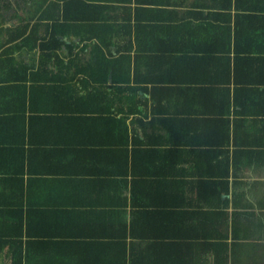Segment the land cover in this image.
<instances>
[{"label":"crops","instance_id":"0c3cea01","mask_svg":"<svg viewBox=\"0 0 264 264\" xmlns=\"http://www.w3.org/2000/svg\"><path fill=\"white\" fill-rule=\"evenodd\" d=\"M1 5L2 1L0 14H5ZM251 5L257 11L247 9ZM139 6V10L156 9L148 3ZM165 8L180 22L191 20L185 17L188 12H201L204 20L213 17L209 23L191 22L199 30H216L215 35L225 27L220 23L223 18L217 17L229 15L231 38L234 15L251 13L258 16V32L264 37V0H230L229 7L225 0H168ZM106 15L118 16L120 11ZM140 26L138 36L152 39L148 30L153 25ZM120 27L99 29L101 41L113 44L104 50L105 61L119 56L115 48L127 41L133 44L134 28L127 35ZM45 29L39 26L38 40L47 37ZM71 31L83 35L82 28ZM175 34L172 56L131 57V75L135 73L139 82L132 90L98 89L93 106L101 113L89 112L92 117L81 122L83 127L78 126L82 131L74 128L72 113H62L61 119L31 120L24 131L25 153L9 154L0 149V264H14L10 259L14 245L20 251L18 264H264V151L245 152L251 147L244 141L257 140L244 132L250 121L241 122L251 117L235 115L234 110L239 109L232 107L230 99L228 113H223L227 107L224 99L219 102L211 92H196L202 85L199 82H208L204 83L208 86L219 76L204 66L187 65L179 51L182 34ZM1 35L4 39V30ZM79 38L72 33L61 37V49L72 41L75 54L81 46L95 42L77 44ZM244 43L239 41L240 46ZM55 57L75 63L68 68L60 66L64 76L74 75L76 68L82 71L81 67L98 72L86 53H57L45 66L53 72L58 69ZM213 57L218 61L222 56ZM16 60L34 70L38 55H21ZM248 62L237 66L241 78L247 80L251 77ZM261 63L253 61V71L261 73L257 79L264 77ZM81 71L66 84L77 96L91 90ZM109 82L110 73L106 84ZM0 87L2 97L8 100L4 82ZM65 105L50 109L69 111V101ZM225 116L228 140L225 125L214 122ZM0 123V138L7 139L9 123L4 119ZM231 133L242 143L239 149L231 145ZM257 134L264 138V133ZM125 139L127 145L123 146ZM235 150L242 153L235 154ZM223 155L228 159L226 165ZM16 221L22 225L17 233L11 231V223Z\"/></svg>","mask_w":264,"mask_h":264},{"label":"trees","instance_id":"16d2710c","mask_svg":"<svg viewBox=\"0 0 264 264\" xmlns=\"http://www.w3.org/2000/svg\"><path fill=\"white\" fill-rule=\"evenodd\" d=\"M0 1H2L1 6L5 11V14H0V24H10L4 28L0 27V72H4L0 75V77H2L0 82H4V89L8 91L5 94L8 100H5L2 97L4 96L1 90L3 87H0V108L2 107V109H0V117H2L0 118V122L4 119L9 123L6 127V136L9 137L7 139L6 137L5 139L0 138V149L2 152H8L9 154L12 151L25 153L22 148L24 145V136L26 137L24 131L27 128V132L29 125L32 123L31 120L35 121L45 118L61 119L59 116L63 115L62 113L70 112L72 113L70 114L72 115L71 121L75 124L74 128L82 131L83 126L81 122L92 117V115L90 117L87 115L89 112H91V114L96 113V115H98L97 113H101V110L93 106V100L98 95V89L105 87L112 92L116 90L120 92L132 90L133 85H137L139 82L135 73L131 75V57L139 55L161 57L163 53L172 56L174 53L172 44L173 40H175L173 35L175 33L177 34V32H179V34L181 32L182 34L181 41L183 47L181 46L179 51L181 55H183L182 57L187 58V65L198 64L204 66L214 71L217 76H219L214 78L208 86L204 84L208 82H199L202 85L196 88V92H201L203 94L213 93L219 98V102H223L224 99L225 106L227 107L226 111H223V113H228L227 110L230 99L232 107L239 109V111L234 110L235 115H241V117H244L246 114L247 116L249 115L251 117L249 120L245 118L241 120L242 123L250 121L249 126L244 127V132L248 134V138L250 137L252 140L257 141H244L245 146L251 147L245 150V152L256 154L258 151H264V138H261L257 134V132L264 133V130L262 131V128L264 129V77L257 79V76L261 73L259 71H253L252 67L254 60L261 61V65H264V58H262L264 57V37H261L258 32L260 24L258 22V16L251 13H247V15H234L232 23L235 31L231 38L229 26H227L230 22L229 15L224 14L223 16H216L217 18H223L220 19V23L225 25V27L218 30L219 35H215L216 30H202L201 28V30H199V28H196L191 22L195 19L201 20L204 23H209L210 18L213 17L209 18V16H207L204 20V16L201 12H188L185 17L191 20H182L180 22V19L173 14V11L165 8V6H168V0ZM225 1L227 2V7H229L230 0ZM145 3L152 5V7H156V9L140 8L139 10V5ZM225 6L226 5H224V7ZM233 7L236 8L235 5ZM251 8L257 11L252 5L247 7V9ZM118 10L120 11V15L118 16L106 15L107 12L114 13ZM8 11L9 13L7 14ZM145 12H148L149 15ZM214 20L216 19L214 18ZM147 22L153 25L148 30V33L153 37L152 39L147 37L151 40L149 43L146 41L147 38L144 39L138 36V30L142 28L140 25L142 23L146 24ZM178 22L181 24L175 26L174 23ZM116 23L121 24V27L124 28L122 33L124 32L127 35L130 33V29L134 28V41L133 44L127 41L122 47L115 48L114 53L119 56L114 61H105L104 50H107V47L113 46V44L101 41L98 37L99 29L120 27L117 26ZM169 24L172 26H167ZM40 25L46 28L45 36L47 37L38 40L37 31ZM191 25H193V28ZM182 26H184V29H182ZM204 26H208V24ZM146 27L147 25L145 28ZM77 28H82L84 36L71 31V29ZM90 28H92L91 33L88 32ZM2 30H4V34L6 35L4 39L1 38ZM100 30L101 32L104 31V29ZM119 30L121 31V29ZM142 31L143 33H147L144 30ZM70 33L80 37L77 44L83 40L90 41L94 39L95 42L93 44H88V46H81L79 52H75L74 54L75 43L72 41L70 44L65 45L64 49H61L63 45L61 37H65ZM111 33L115 34L116 32ZM204 33H207V37H204ZM153 40H159L161 43L157 45L153 43ZM239 41L245 43L240 46ZM247 41L248 43H246ZM86 47L89 48L84 52ZM57 53L68 56L86 53L92 56L93 62L91 66L94 65V68H96L98 72H95L94 69L88 71V69L81 67V69H83V75H85L90 82L89 85L87 82L88 80L84 79L85 86H90V91L77 96L74 93V89L66 85L69 81L68 79H72L76 74L80 75L81 71L80 68H76L74 75H63L60 66H64L65 68L71 67L75 64L71 60L64 63L57 61L55 57L54 61H56V63H53L58 68L56 72L45 67L54 56H57ZM107 54L111 53L107 52ZM21 55H38L36 69L33 70V66L26 67V65L19 64L16 57ZM215 55H220L222 57L217 61V59L213 57ZM229 55L233 56L232 60L228 58ZM253 55H261V57L258 58ZM214 60H216L215 63ZM245 60H249V69L246 66L243 67L248 69V74L251 76L248 80L244 77L241 78L242 71L237 69L239 65L241 67L244 66L243 62ZM108 73H110V82L106 84ZM43 74L44 77H42ZM47 74H49V77L46 76ZM64 82L66 83L63 84ZM26 83H28V85H26ZM221 84L224 85L222 86L224 88L218 89ZM229 86L232 87L231 91ZM66 101H69L71 104L69 105L71 107L69 111L65 108H58L56 110L50 109V107L54 105L67 106L65 105L67 104ZM109 101H112V99ZM40 103H42V106ZM42 110L45 111L42 112ZM46 111L49 113L54 112L56 116L47 114L48 112ZM258 117L260 118L258 119ZM124 118L125 117H123V119ZM227 119L228 118L225 116V118L221 120H209L220 122L225 125V140L226 138L228 140L229 121ZM188 123V121L185 122L187 125ZM79 124L82 127H78ZM85 132L86 131H83V133ZM255 134L257 139H254ZM235 138L236 136L231 133V145L239 149L242 147V143H238L237 140L235 141ZM126 143L127 140L125 139L123 146L127 145ZM8 144L9 148H7ZM223 144L227 145L228 142ZM234 153L242 152H236L235 150ZM227 160L228 159L224 156L223 162L225 165L228 162ZM131 199L134 204V199ZM135 204L137 205V203ZM11 212H13V210H11ZM11 224V231L17 233L22 230L20 222L16 221ZM14 246L16 249L15 252L11 254L10 259L14 264H18L20 260V251L17 245Z\"/></svg>","mask_w":264,"mask_h":264}]
</instances>
